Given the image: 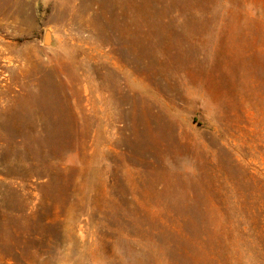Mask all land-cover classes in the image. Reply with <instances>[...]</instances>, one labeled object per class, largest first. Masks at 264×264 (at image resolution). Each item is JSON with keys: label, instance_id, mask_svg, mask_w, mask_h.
<instances>
[{"label": "rangeland", "instance_id": "374dc122", "mask_svg": "<svg viewBox=\"0 0 264 264\" xmlns=\"http://www.w3.org/2000/svg\"><path fill=\"white\" fill-rule=\"evenodd\" d=\"M0 264H264V0H0Z\"/></svg>", "mask_w": 264, "mask_h": 264}, {"label": "trees", "instance_id": "16d2710c", "mask_svg": "<svg viewBox=\"0 0 264 264\" xmlns=\"http://www.w3.org/2000/svg\"><path fill=\"white\" fill-rule=\"evenodd\" d=\"M224 217H226L224 215ZM247 221H248V216H244ZM239 224V223H238ZM247 224V223H246ZM227 227V225H226ZM221 229L219 230V238L222 239V235L220 237V233H221ZM250 234V228L248 227V224L246 226H240V229H238V235L241 237L242 240H246L247 242H249L252 239V236L249 235ZM228 242V239H226L224 241V243Z\"/></svg>", "mask_w": 264, "mask_h": 264}]
</instances>
